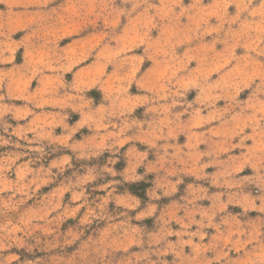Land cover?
I'll use <instances>...</instances> for the list:
<instances>
[{
  "label": "clouds",
  "instance_id": "1",
  "mask_svg": "<svg viewBox=\"0 0 264 264\" xmlns=\"http://www.w3.org/2000/svg\"><path fill=\"white\" fill-rule=\"evenodd\" d=\"M121 5L0 10V264H264V0Z\"/></svg>",
  "mask_w": 264,
  "mask_h": 264
},
{
  "label": "rangeland",
  "instance_id": "2",
  "mask_svg": "<svg viewBox=\"0 0 264 264\" xmlns=\"http://www.w3.org/2000/svg\"><path fill=\"white\" fill-rule=\"evenodd\" d=\"M103 2L105 4H110L114 9L119 10L121 5V0H103ZM182 2H187V0H182ZM214 0H209V3H213ZM127 6V5H124ZM124 21L122 20V23ZM155 34V33H154ZM135 41L133 40V43ZM64 42H62L63 44ZM141 43H143V39H141ZM18 60V58H17ZM3 67L7 68V67H11V65H4ZM126 166L125 162L123 161V159L115 166L117 171H121L123 170V168ZM152 177L151 175H149L148 177H146L145 181H141V182H137L135 184H125L121 187V191L127 190L130 191L133 195H136L138 198H140L142 201H146L147 200V195H146V191L148 188L151 187V181ZM96 195H103L102 192H92V197L95 198ZM170 201H168L167 199L162 200L160 203L161 205H165L167 203H169ZM207 203V202H205ZM145 225L147 226L148 229H153L154 228V224H153V220L152 219H148L147 221L144 222Z\"/></svg>",
  "mask_w": 264,
  "mask_h": 264
},
{
  "label": "crops",
  "instance_id": "3",
  "mask_svg": "<svg viewBox=\"0 0 264 264\" xmlns=\"http://www.w3.org/2000/svg\"><path fill=\"white\" fill-rule=\"evenodd\" d=\"M5 2L6 0H0V10H4V7H5ZM8 2L12 3V4H18L19 3V0H8ZM23 33H18L14 38H19L20 35H22ZM63 46V44H62ZM22 49H21V52L17 54V63L21 62V53H22ZM4 65H0V67H3Z\"/></svg>",
  "mask_w": 264,
  "mask_h": 264
}]
</instances>
